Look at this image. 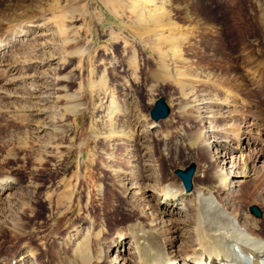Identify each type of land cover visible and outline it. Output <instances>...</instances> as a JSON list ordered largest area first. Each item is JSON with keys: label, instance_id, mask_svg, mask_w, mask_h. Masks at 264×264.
<instances>
[{"label": "rangeland", "instance_id": "rangeland-1", "mask_svg": "<svg viewBox=\"0 0 264 264\" xmlns=\"http://www.w3.org/2000/svg\"><path fill=\"white\" fill-rule=\"evenodd\" d=\"M184 2L187 7L198 3V9L184 16L174 9L184 7ZM141 4L151 7L153 3L0 0L2 31L24 21L30 28L25 35H15L6 46V34L0 32V175L13 177L4 182L12 188L0 195L3 203L11 201L0 216V264L10 260V264H18L28 246L36 249L40 264H79L80 256L89 252L100 259L89 264H101L109 261V255L119 253L118 248L113 252L110 246L106 254L109 238H104H114L115 228L128 229L124 218L129 213L128 198L123 195L131 186L130 179H137L139 139L145 125L152 121L149 110L159 96L164 98L169 113L156 120L146 134L152 154L162 163L158 165L163 180L176 177L181 183L174 170L192 164L193 176L205 182L203 187H211L205 173L216 163H206L205 153L198 152L196 142L186 135L195 128L190 120L195 111L189 108L181 113L178 109L181 95L174 83L178 74L173 71V50L192 61L195 71L182 79L194 83L193 92L204 96L229 92L235 103L230 108L235 113L215 118L217 126H226L232 119L227 127L237 129L245 122L241 128L256 132L255 126L264 117V0H168L174 8L170 23L162 21L159 34L152 33L150 22L128 16V9ZM217 20L222 25L216 24ZM172 21L184 33L178 47L169 45L174 43L168 29ZM206 32L222 39L216 41L233 59L244 58L237 61V69L225 68L223 62L216 66L197 62L195 55L204 60V51L213 53L204 48L201 38ZM167 46L169 56L163 54ZM244 47L249 54L248 50L241 51ZM256 56L262 58L260 71L248 72L247 62ZM2 59L15 62L19 70L14 74L3 72L6 67ZM219 80L233 82L234 86L223 83L227 90H220L216 86ZM162 130H169L171 136L164 140L159 133ZM231 144L236 146L237 139ZM256 148L264 149V141L246 145L244 155ZM263 160L250 164L252 170H258L261 183L254 189L245 182L239 192V206L246 207L245 213L264 239V223L260 225L264 219ZM203 164L204 174L199 175ZM194 182L202 185L196 178ZM222 187L227 188L225 183ZM140 201L144 203V198ZM174 203L183 206L180 197ZM251 205L260 209V217L251 214ZM89 221L101 237L90 243L83 239L73 248L72 244H61L59 237L78 223L87 225ZM130 239L122 238L123 245L127 247ZM177 245L168 248L171 255ZM205 254L189 257L187 263L197 264Z\"/></svg>", "mask_w": 264, "mask_h": 264}, {"label": "bare ground", "instance_id": "bare-ground-1", "mask_svg": "<svg viewBox=\"0 0 264 264\" xmlns=\"http://www.w3.org/2000/svg\"><path fill=\"white\" fill-rule=\"evenodd\" d=\"M142 1L153 4L150 5L151 7H147L145 4L132 6L130 10L128 9V16L136 21H143L145 24L150 22L152 33L159 34L160 31L158 30L162 28V21L165 22L166 20L170 23V14L174 7L169 6L168 0H158V2L157 0ZM186 4L184 2V7H177L178 9L175 7L174 9L184 14V16L196 12L198 9V3H193L190 7H187ZM28 23V21L21 22L8 27L9 29L7 28L5 31L0 29V32L6 34L3 39L5 46L15 35L18 36L20 33L25 35L29 32ZM215 23L222 25L220 20L215 21ZM173 24L168 29L172 33L174 43L172 40L171 43L173 44L169 45L170 47H178L180 43L178 39L183 40L184 33L177 29L180 28L179 26L174 22ZM219 34L220 38H222L223 31H220ZM159 38L162 37L160 36ZM220 38L207 32L204 33V38H201L204 40V48L213 51V53L207 55L204 51V56H206L204 60L195 55L198 59L197 62L204 61V66H209V64L216 66L223 62V67L227 64L225 68L237 69V61L244 58L239 56L237 60L233 59L229 51L223 48L222 43L216 41ZM167 47L163 50V54L169 56L170 47L168 49ZM0 50L1 55L3 52L2 48ZM244 50H248V47L241 49V51ZM172 53V59H174L173 62L175 63L173 71L178 74L174 83L181 95L178 109L181 110V113L189 108H193L195 111L192 114V119L190 118L195 123V128L186 135L196 142L198 152L205 153L206 163H216L212 171L205 173L211 187H203L205 182H201L196 175L192 176V181L194 182L196 178L197 182L202 185H196L194 182L190 192L184 189L176 177L171 181L163 180L162 170L160 169L162 163L158 162L156 156L152 154L151 146L148 145L150 137L146 132H149L156 125V121L151 119L152 121L143 128V137L139 139L141 150L137 155V179L132 180L128 177L131 186L127 188L123 195H127L128 198L129 213L124 215L128 223V229L115 228L113 232V235L115 234L114 238L112 236L104 238H109V245L106 246L105 253L108 254V251L110 252V246L112 247L111 251L115 250L116 252V248H118L117 252L119 253L113 257L108 254L109 261L103 260L100 262L101 264H115L116 261L117 264H190L187 263V258L194 259L196 256L200 258V253L204 252L206 254L203 256V260L201 259L197 264H264V239L259 232H256L255 225L250 221L248 213H245L244 208L246 207L239 206L242 204L239 192L245 182L248 181L247 187L252 188L253 186L254 189L261 183L262 178L259 176L258 170H252L250 164L264 157V149L256 148L249 155L244 154L246 145L250 143L253 145L257 140L264 141V117L255 126L256 132L252 131L251 128H241L245 122L237 129L227 127L232 124V119L227 121L226 126H217L215 118L219 116L228 117L235 113L234 109L230 108L235 103L232 98L228 97L229 92L228 94L225 93L224 96L219 94L204 96L202 92H193L194 83L189 78L182 79L183 77H188V74L192 71H195L191 67L192 61L180 54L181 52L178 50H173ZM247 53L249 54L250 51L248 50ZM258 56L251 58L247 62L246 69H248V72L249 70L252 73L257 70L260 71L264 55L262 58ZM1 62L6 67L3 68L5 73L14 74L19 70L15 62H5L3 59ZM240 78L242 77H237V79ZM223 83L234 86L233 82L229 84V82L220 80L216 83V86L220 90L224 89ZM261 84L263 86L261 94L264 99V82ZM224 90L226 91L227 89ZM38 97L43 100L40 95ZM168 131L163 132L162 130V133L159 132L164 140L171 136ZM235 138L237 139V145L232 146L231 142ZM143 159L146 161L145 163H142ZM261 164L264 167V160ZM228 165L230 169H227ZM204 167L205 165L203 164L199 175L204 174L202 172ZM9 179L13 180V177L8 174L0 175V195L12 188L10 184H4L5 180ZM223 183H225L227 188L222 187ZM136 189H139V191H135ZM222 193L224 194L222 195ZM129 194H131L130 197H128ZM178 196L182 200L183 206L174 205V201L178 202ZM142 198H144V203L140 201ZM0 201V216H3L5 207L11 201L6 200V203H3L1 199ZM261 203L264 205V197ZM229 210L232 211L230 215L228 214ZM135 214L137 216L132 218V215L134 216ZM90 223L89 221L87 225H84L83 222H80L74 228H70L66 235L59 237L61 244L64 247H71L72 244L73 248L80 245L83 239L89 243L97 240L101 232H95L94 225L91 228ZM263 223L264 219L260 225H263ZM126 236L131 238L127 247L122 242V238ZM176 243H178V247L173 250L172 253L174 255H171L168 252V248L176 246ZM184 251L186 252L184 253ZM39 258L36 249L34 250L28 246L21 258L22 261L18 264H40ZM214 258L220 262L215 263L213 261ZM93 260L98 261L100 259L89 252L87 255L80 256L78 262L79 264H89ZM10 263L11 260L7 262V264Z\"/></svg>", "mask_w": 264, "mask_h": 264}, {"label": "water", "instance_id": "water-1", "mask_svg": "<svg viewBox=\"0 0 264 264\" xmlns=\"http://www.w3.org/2000/svg\"><path fill=\"white\" fill-rule=\"evenodd\" d=\"M168 106L165 103V100L162 96H159L152 108L149 110V116L152 120L156 121L158 119L164 118L168 115ZM175 175H177L184 187L188 192L192 188V176L194 174V165H189L185 169H175ZM252 215L259 217L261 215L260 209L256 205H251L249 208Z\"/></svg>", "mask_w": 264, "mask_h": 264}]
</instances>
